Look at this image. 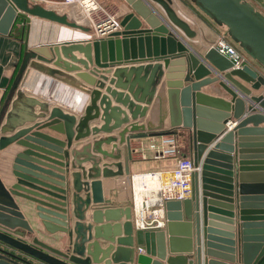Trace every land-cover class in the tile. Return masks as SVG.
<instances>
[{
    "label": "water",
    "instance_id": "95a60500",
    "mask_svg": "<svg viewBox=\"0 0 264 264\" xmlns=\"http://www.w3.org/2000/svg\"><path fill=\"white\" fill-rule=\"evenodd\" d=\"M127 1L137 14L145 18L148 29L130 31L141 24L131 12L120 21L123 30L107 38L34 47L24 54L19 74L25 73L29 66L41 75L62 76L61 81L75 86L83 97L75 108L76 113H67L59 106L50 107L36 97L21 95L4 116L5 123L0 127V133H13L0 137V149L12 143L23 149L13 159L14 182L8 185L0 179V264H201L202 257L205 264H264V183H247L251 178L264 177V165L250 166L248 158L251 156L246 154L248 147H261L257 151L264 152V127H258L259 123H264V88L260 93L253 94L235 79L239 77L258 90L264 87V75L247 65L242 69H233L232 62L214 46L203 55L190 50L175 27L187 37L196 33L175 12L172 0H152L163 9L166 19L151 13L141 0ZM190 1L264 69L263 13L248 0ZM17 15L24 17L26 22L30 21V16H37L85 29L70 21L66 14L60 15L43 6H29L27 0H0V33L9 32ZM76 51L83 57H77L74 54ZM122 60L126 63H148L105 69L104 73L112 75L109 83L126 93L109 86L104 90L116 98V103L127 107L132 120L146 113L147 105L157 94L152 109L157 111L160 119L156 124L147 123L149 130L162 128L164 115L162 87L156 93L157 79L162 76L161 65L159 61L150 62L161 60L167 69L177 63L185 64L180 77L186 84L183 96L190 92V104L183 96L181 102L186 106L183 110L189 118L183 121L177 119L171 127L190 129L192 159L195 165L201 164V172L193 174L189 197L165 202L167 239L164 229L134 230L131 206H106L108 201L103 197L102 181L99 179L101 176L121 175L123 170L129 174L131 138L165 132L126 135L127 132L144 130L145 126L134 122L122 127L118 142L128 145L127 153L123 154L124 166L120 162L112 163L117 171H112L106 163L100 167L99 157L89 153L91 144L82 145L80 150L71 147L73 139L83 138L90 131L110 132L129 122L130 118L126 111L111 105L107 95L96 89L89 90L73 77L69 79L70 76L62 70L76 71L75 75L86 84L102 88L103 84L96 81L91 72L80 71L81 66L88 69L89 63L94 62L97 67H104L106 62L115 65ZM50 63L55 67L49 66ZM97 67L93 72L98 73ZM210 72L215 76L200 79ZM199 79L201 81L196 82ZM216 79L227 85L232 99L224 112L219 114L217 129L209 130L201 117L204 107L195 105L196 99L203 95L195 91ZM168 84V87L172 86L170 81ZM13 86L18 87L16 84ZM167 93L172 115L171 96L175 92L168 89ZM240 95L248 96L249 115L242 117L231 131L211 146L212 140L225 128L228 118H239L244 113ZM88 97L84 114L76 121L75 115L82 110ZM35 106L39 108L36 113L32 109ZM95 117H100L102 124L89 129L87 122ZM248 122H252L253 126L245 127ZM25 123L31 125L22 127L26 126ZM246 135L259 138L249 140ZM113 140L112 136L96 140L92 144L93 151L103 157L119 158L121 153L116 143L111 151L101 147L102 143L109 144ZM70 155L73 167L80 168L87 161H91V166L70 171ZM254 157L262 161L259 164H264V153ZM254 171L257 174L250 173ZM254 191L258 195H248ZM15 197L35 203L39 219L36 228L24 217ZM91 205L93 209L89 217L95 225L84 223ZM72 215L76 218L73 224ZM123 216L125 220L120 222ZM178 225H183V236L187 238L188 246L184 249L177 247L180 237L174 231ZM37 232L58 233L60 236L56 241L65 243L67 239L68 246L65 250L53 247L39 239ZM100 240L106 243L104 247ZM134 240L136 248L133 247ZM189 254H192L191 258Z\"/></svg>",
    "mask_w": 264,
    "mask_h": 264
},
{
    "label": "crops",
    "instance_id": "0c3cea01",
    "mask_svg": "<svg viewBox=\"0 0 264 264\" xmlns=\"http://www.w3.org/2000/svg\"><path fill=\"white\" fill-rule=\"evenodd\" d=\"M58 0H54L50 2L51 4L48 5V9H54L51 6H59ZM105 0H102V4ZM144 5L150 10L151 13L155 14V16L161 15L166 19V16L164 14L163 9L158 5L156 2L152 0H141ZM117 3H111L110 7H112L111 11L115 12L116 16H120V20L127 14L133 13L134 16H136L140 21L139 28L132 29L130 31L138 32L141 29H148L149 25L146 22L145 18L140 16L139 14L134 11V9L131 6V3H129L127 0H116ZM60 7V6H59ZM114 7V9H113ZM173 7V5H172ZM63 8V7H62ZM178 12L181 13V6L178 5L177 7ZM173 9L176 12V9L173 7ZM197 12L193 14V17L190 16V20L187 16L184 19L190 28L195 31V35L193 37H187L182 31L179 29H176L178 35L182 38V41L189 47L190 50H192L194 53L198 55H203L211 46H214L217 42V39L219 35L221 34L223 28L206 18L201 11L196 10ZM177 13V12H176ZM178 14V13H177ZM179 15V14H178ZM22 22H25L26 25L21 28L14 29V25L12 24L9 32L7 34L0 33V127L5 123V115L9 113L13 101L16 99H19L21 95L24 96H33L39 99L42 102H47L50 107L53 106H59L62 108L64 112L67 113H76V106L79 105L80 100L82 99V94L77 91L75 86L70 85L68 83H64L61 81L62 76H56V77H48L46 75H41L40 73L31 70V67L28 66L25 73L22 75L19 74V68L22 63L24 54L29 51L30 49L34 47H51L53 45H62V44H70L73 42H86L89 40H93L94 35L93 31L90 29H80L81 31L77 33L74 31L73 27L66 26L65 24H61L55 21H51L49 19L37 17V16H31L30 21L26 22L24 17H21ZM123 30V27L120 25V31ZM220 32V33H219ZM123 35L119 36L122 37ZM74 54L82 58L83 55L79 52H74ZM159 61L162 76L157 79L156 83V93L159 92L160 88L162 87V109H163V117H162V128L159 129H151L149 130L146 128L147 123L156 124L157 121H159L160 116H158L157 111L155 109L153 110L152 107L154 106V101L156 98V95L152 99V103L148 106V110H146V113L141 116L138 115V117L134 120L130 118L129 112L127 110L126 106H123L119 103H116V98L114 96L109 95L105 92V87L109 86L111 89H116L112 84H110V79L112 78L111 74L104 73L105 69H116L118 67H137L139 65H146L148 61L143 62H135V63H126L124 60L120 61L119 63H116L115 65H112L109 62H106V66L104 67H97L95 63H89L88 69L82 67L83 72H91L90 75L96 79V81H100L103 84L102 88H99L96 86L88 85L85 82H83L80 78H78L75 75L76 71H65L62 70L64 73H66L71 79L73 77L76 79L79 83L82 85L88 87V89H96L101 92V94H105L109 97V100L111 101V105H115L123 109L127 112L129 115V122L124 123L120 128L114 129L110 132H103L100 131L98 133H93L90 131L88 135H86L83 138L79 139H73L71 143V147H75V149L80 150L82 145L85 144H91V149L89 150V153H91L94 156L99 157V165L102 167L103 164H108V166L112 171H117V167L112 165L114 162H120L122 164V167L124 166L123 162V154L127 153L126 145L125 143H119V132L122 127H126L128 123H137L138 125H144V130H136L133 132H127L126 135L131 134H137V133H155V132H165L164 134H169L167 132L175 130L176 133H170L172 134L177 142V147L179 150V153L176 157H169V158H162V159H154L153 158V150L149 147V144L152 142H160L161 135H151V136H145L141 138H131L129 140L130 144V158L128 159V171L129 174H125L123 170V174L113 176V177H100L99 179L102 181V192L103 197L105 201H108L105 205L106 206H112V207H127L131 206L132 208V214H133V207L135 202V195H138V192L135 187V177L140 176H148V173L153 172H159L163 176L168 175L170 170L174 167L176 160L179 158H192V149L190 147V141H189V135H190V129H187L185 127H171V123L173 121H176L177 119L179 121H183L185 119H188L189 116L186 114L185 108L181 102L183 91H185V83L182 82L181 77L184 73L185 64L183 63H177L175 65L169 66V70L163 65V61L161 60H152L150 63H156ZM49 66L55 67L53 64H48ZM79 65V64H78ZM98 70V73L95 71L93 72V69ZM250 67L255 70L258 74L264 75V69L260 67L254 60H251ZM187 68V67H186ZM30 70V71H29ZM29 74L27 75V73ZM215 73L210 72L209 74L205 75L204 77L200 78L205 79L207 77H214ZM27 77V78H26ZM26 81L24 82V80ZM196 80V82H199L201 80ZM237 81L242 83L244 86L249 88L253 94H258L262 89L263 86L259 88L258 90L253 89L250 85V83L242 80L239 77H235ZM19 81V82H18ZM168 81H170V87H168ZM46 82L53 84V90L54 87L58 88L60 92L55 93H49V91L45 90V87L43 86ZM20 83V84H19ZM16 84L18 87H14L13 85ZM42 84V87L40 85ZM168 89L170 91L175 92V95L172 94L171 96V102L172 107L174 108V113L169 112V96H168ZM229 88L226 84L221 83L220 79H216L215 81L208 82L206 84L201 85L199 89H197V92L199 95H203L200 98L196 99L195 105H202L201 110V117H203V121H205V126L209 130L217 129V124L219 120V114L223 113L226 109L225 106H228V102H231L232 95L228 92ZM116 91H121L123 93H126L123 90L116 89ZM262 93V92H261ZM239 96V95H238ZM183 97H186L187 102H190V92ZM242 101L244 102V110L242 116L239 118H234L233 116H230L228 118V122L225 124V128L220 132L211 142V146L216 144L218 140L223 137L226 133L231 131L233 127H235L240 119L242 117H246L249 115L250 111L247 109L249 106V102L247 101V97L241 96ZM189 99V100H188ZM200 104H197V103ZM89 103V97L86 100V102L83 104L82 110L80 112H77L76 121L78 118L84 114V108ZM134 103H137L134 101ZM194 103V101H193ZM190 104V103H189ZM188 104V105H189ZM145 105V104H141ZM232 106V103H231ZM190 108V106H189ZM34 113L39 111V108L35 106L32 108ZM256 113H260V111H255ZM193 113V112H192ZM233 113V110L231 109V115ZM152 117V120H151ZM39 121H42V119H38ZM102 124V121L100 120V117H95L90 119L87 122V127L91 129L92 127H99ZM27 127L31 125V123H25ZM253 126L252 122H248L245 127H251ZM258 127H264V123L261 122L258 124ZM19 129V128H17ZM13 132H8L6 134H1L0 137L3 136H10ZM236 134V133H235ZM107 136L114 137V140L107 144L102 143V149L106 151H111L112 145L116 143L119 148V153H121V156L119 158L112 159L110 157H103L102 155L98 154L97 152L93 151L92 144L101 138H105ZM60 137V136H59ZM246 137L249 138V140H254V137H258L256 135H246ZM259 138V137H258ZM236 139V136H235ZM236 145V142H235ZM23 148L19 145H16L15 143H12L8 145L7 147L0 149V179L4 182V184H10L14 182V177L12 175V164L13 159L15 155L20 152ZM261 149L256 147H248L247 148V155H250L251 157L248 158V162H250V166H260L264 164H259L260 161L259 158L254 157V155L258 153H264L259 152L257 150ZM237 152V149H235V153ZM72 156L70 155V159H68L70 163V171L72 170H81V169H87L89 166H91V161H87L82 163L80 168L73 167ZM264 161V160H263ZM252 174H257L254 172H250ZM139 174V175H138ZM146 174V175H145ZM134 180V181H133ZM251 180V181H250ZM248 180L247 183H264V177H256L251 178ZM258 180H261V182H257ZM90 181V179H89ZM247 181V180H246ZM137 182V181H136ZM142 187L147 186L146 182H141ZM192 185V181L190 184V187ZM141 192V190H140ZM139 192V193H140ZM248 195H258L256 191H254L252 194L249 193ZM189 197V196H188ZM253 197V196H252ZM16 203L19 206L20 211L24 214V217L30 222L31 226L33 228H36L37 223H39V219L36 216L35 211V204L33 202H28L23 198L15 197ZM93 205H91L86 214H89L86 216L84 223L92 225H95L92 220L90 219V214L92 212ZM69 219V216H68ZM70 220V219H69ZM76 218L74 215H72V224ZM125 220L124 216L120 219V222H123ZM166 223L167 218L165 219L164 225L159 229H164L166 232V239L168 237V233L166 230ZM134 230L136 229L135 225L133 224ZM179 235L180 238H178L177 241V247L179 249H184L188 246L187 238H185L183 225H178L174 231V233ZM44 234L46 233H39L37 232V236L42 241L48 243L49 245H52L53 247H56L58 249L65 250L67 248V242L60 243L58 242H51L48 241L46 238H44ZM101 244L103 243L102 240H100ZM106 243L102 244V247H104ZM136 240H134L133 247L136 248ZM192 254H189V257L191 258ZM164 264H166L164 262ZM205 264L203 257H202V263Z\"/></svg>",
    "mask_w": 264,
    "mask_h": 264
},
{
    "label": "built area",
    "instance_id": "2783aa9c",
    "mask_svg": "<svg viewBox=\"0 0 264 264\" xmlns=\"http://www.w3.org/2000/svg\"><path fill=\"white\" fill-rule=\"evenodd\" d=\"M52 1L54 0H27L28 3H33L32 5L43 4L46 8ZM59 4V6L75 7L80 11L85 21L82 24L92 29L94 39L107 38L120 31V23L115 13L104 8L97 0H62ZM214 47L232 62L233 69L250 66L248 56L232 42L224 30L219 35ZM160 139V142L149 144L153 150V158L176 157L179 150L175 137L169 133L161 135ZM195 172H201V164L195 165L192 158L183 157L176 160L168 175L163 176L159 172L148 173V176L155 178L156 183L155 187L148 185L142 187L140 195H135L131 217L135 227L143 230L161 228L166 219L165 202L167 200H182L190 196V184ZM137 218L140 220L138 221Z\"/></svg>",
    "mask_w": 264,
    "mask_h": 264
},
{
    "label": "rangeland",
    "instance_id": "374dc122",
    "mask_svg": "<svg viewBox=\"0 0 264 264\" xmlns=\"http://www.w3.org/2000/svg\"><path fill=\"white\" fill-rule=\"evenodd\" d=\"M62 0H58L57 2H61ZM99 3H101L102 2V0H97ZM253 5H254V7L257 9V10H259L260 12H262L263 14H264V0H249ZM115 4V3H117L116 2V0H105L104 1V3L102 4L101 3V5L104 7V8H106L107 10H109V11H111L112 9V7H110V4ZM29 4V6H35V5H32L31 3H28ZM113 4V5H114ZM60 5V4H59ZM172 5H173V7L176 9V12L179 14V16H181L182 18H186L185 16H187L188 17V19L190 20V16H192L193 17V14L194 13H196L197 11L196 10H199L193 3H191V1L190 0H172ZM178 5H180L181 6V9H182V13H183V15L180 13V12H178V10H177V6ZM37 6H39V5H37ZM40 6H43V7H46L45 5H43V4H41ZM60 7H63L62 8V10L60 11V13L57 11V10H55V11H57L58 12V14H60V15H64V14H67V12H68V10L71 8V7H68V6H60ZM113 9H114V7H113ZM200 11V10H199ZM111 12H114V11H111ZM115 13V12H114ZM198 13V12H197ZM31 17V16H30ZM117 17V20L119 21V23H120V16H116ZM22 18H21V16L20 15H17L16 17H15V19H14V22H13V25H14V29H17V28H21V27H23V25L25 26L26 25V23L25 22H22V20H21ZM187 19V18H186ZM187 19V20H188ZM69 20L70 21H73V22H75L73 19H70L69 18ZM80 22V23H79ZM85 21L84 20H80V21H78V23L77 22H75V23H77L79 26H81V27H83V28H85V29H87V30H89L90 28L89 27H87L86 25H83L82 23H84ZM67 26V25H66ZM69 27H71V26H69ZM73 29H74V31H76L77 33H79L81 30H80V28H78V27H73ZM91 31H92V29H90ZM220 33V32H219ZM233 42V41H232ZM247 56V55H246ZM248 60H249V62H250V64H251V58L248 56ZM253 61V60H252ZM27 74H29V73H27ZM27 78V77H26ZM26 81V79L24 80V82ZM19 82V81H18ZM20 84V83H19ZM44 87H45V90H47V91H49V93H53L54 91H55V93H58V92H60L59 91V89L58 88H55L54 87V90H53V84H51V83H48V82H46L44 85H43ZM40 87H42V84L40 85ZM44 236V238H46L48 241H51V242H58V241H56L57 240V238H58V236H60V234H48V233H46V234H44L43 235Z\"/></svg>",
    "mask_w": 264,
    "mask_h": 264
},
{
    "label": "bare ground",
    "instance_id": "6f19581e",
    "mask_svg": "<svg viewBox=\"0 0 264 264\" xmlns=\"http://www.w3.org/2000/svg\"><path fill=\"white\" fill-rule=\"evenodd\" d=\"M52 8H55L59 13L60 11L62 10V7H59V6H51ZM50 9V8H49ZM54 10V9H52ZM181 10V14L183 15L182 13V9L180 8ZM67 15L70 19H73L75 22L78 23V21L80 20H84V17L82 16L81 12L78 11L75 7H72L68 10L67 12ZM80 23V22H79ZM139 175V174H138ZM146 175V174H145ZM148 175V174H147ZM134 181V180H133ZM137 181V182H136ZM146 182L148 186L150 187H155V183H156V180L155 178H152L151 176H144V177H140V176H136L135 177V187H136V190L138 192V196L140 195V190L142 189V184L141 182ZM138 221L140 220V218H137Z\"/></svg>",
    "mask_w": 264,
    "mask_h": 264
},
{
    "label": "trees",
    "instance_id": "16d2710c",
    "mask_svg": "<svg viewBox=\"0 0 264 264\" xmlns=\"http://www.w3.org/2000/svg\"><path fill=\"white\" fill-rule=\"evenodd\" d=\"M199 11V10H198ZM202 13V12H201ZM203 14V13H202ZM204 15V14H203ZM206 18H208L209 20H211L209 17H207L206 15H204ZM212 21V20H211ZM212 22H214V21H212ZM215 23V22H214ZM216 24V23H215ZM234 43V42H233ZM238 48H239V46L236 44V43H234Z\"/></svg>",
    "mask_w": 264,
    "mask_h": 264
},
{
    "label": "flooded vegetation",
    "instance_id": "af4514ba",
    "mask_svg": "<svg viewBox=\"0 0 264 264\" xmlns=\"http://www.w3.org/2000/svg\"><path fill=\"white\" fill-rule=\"evenodd\" d=\"M16 201V200H15ZM26 201H28V202H31V201H29V200H26ZM35 204V203H34ZM36 206V205H35ZM66 242H67V239H66ZM61 243V242H60Z\"/></svg>",
    "mask_w": 264,
    "mask_h": 264
}]
</instances>
